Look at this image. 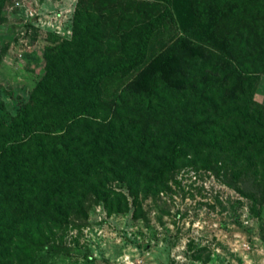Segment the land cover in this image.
<instances>
[{
  "label": "trees",
  "instance_id": "obj_1",
  "mask_svg": "<svg viewBox=\"0 0 264 264\" xmlns=\"http://www.w3.org/2000/svg\"><path fill=\"white\" fill-rule=\"evenodd\" d=\"M162 1L141 14L129 47L110 55L100 49V23L84 21L93 9L77 0L71 37L46 49L25 101L0 106V264L30 263L45 249V230L87 203L127 209L111 182L135 197L194 153L195 138L211 147L218 135L240 145L236 155L250 150L246 168L264 178V104L253 99L264 76V0L195 2L196 22L216 47L182 83L149 51L171 17Z\"/></svg>",
  "mask_w": 264,
  "mask_h": 264
},
{
  "label": "rangeland",
  "instance_id": "obj_2",
  "mask_svg": "<svg viewBox=\"0 0 264 264\" xmlns=\"http://www.w3.org/2000/svg\"><path fill=\"white\" fill-rule=\"evenodd\" d=\"M76 2L4 0L0 8L3 110L25 101L43 73L46 49L71 37ZM80 2L93 9L92 18L84 21L100 23V49L110 55L129 47L142 13L156 12L165 4L162 0ZM195 2L201 1L169 0L171 17L149 44V51L158 55L153 60L156 66L181 83L214 58L210 50L216 47L196 22ZM253 99L264 104V76ZM126 102L130 105L132 99ZM192 142L194 153L185 154L157 182L147 181L135 197L129 196L123 183L111 182L126 194L127 209L108 213L97 200L67 215L49 233L45 230V249L32 252L28 264H264V178L257 170L253 179V171L246 168L254 153L236 155L240 145L231 146L218 135L211 147L203 146L202 139Z\"/></svg>",
  "mask_w": 264,
  "mask_h": 264
}]
</instances>
